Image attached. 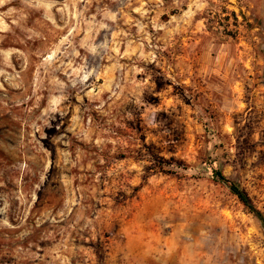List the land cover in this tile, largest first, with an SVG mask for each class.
Listing matches in <instances>:
<instances>
[{"label": "rangeland", "instance_id": "obj_1", "mask_svg": "<svg viewBox=\"0 0 264 264\" xmlns=\"http://www.w3.org/2000/svg\"><path fill=\"white\" fill-rule=\"evenodd\" d=\"M208 159L264 213V0H0V264H264Z\"/></svg>", "mask_w": 264, "mask_h": 264}, {"label": "trees", "instance_id": "obj_2", "mask_svg": "<svg viewBox=\"0 0 264 264\" xmlns=\"http://www.w3.org/2000/svg\"><path fill=\"white\" fill-rule=\"evenodd\" d=\"M221 11L225 14V19L227 21L224 23L223 33L230 36H235L237 34V22L238 19L234 13V11H229L225 7H221ZM209 17L211 19L214 17H220V12L215 9H210L207 11ZM229 15L232 16L233 20L229 21ZM233 27H230L232 26ZM205 171L210 176V179L214 182L220 183L224 185L231 194H233L237 200L244 206V208L254 215L256 219L259 221L263 231H264V213L253 203L243 186L241 185L239 180H233L228 178L222 171V167L220 163L216 159H208L205 163Z\"/></svg>", "mask_w": 264, "mask_h": 264}]
</instances>
